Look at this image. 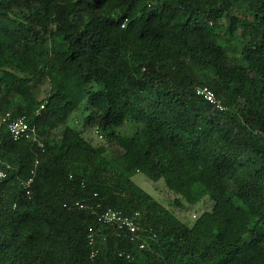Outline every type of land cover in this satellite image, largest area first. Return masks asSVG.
<instances>
[{"label": "trees", "instance_id": "trees-1", "mask_svg": "<svg viewBox=\"0 0 264 264\" xmlns=\"http://www.w3.org/2000/svg\"><path fill=\"white\" fill-rule=\"evenodd\" d=\"M5 112L43 146L0 124V264H264V0H0Z\"/></svg>", "mask_w": 264, "mask_h": 264}, {"label": "built area", "instance_id": "built-area-1", "mask_svg": "<svg viewBox=\"0 0 264 264\" xmlns=\"http://www.w3.org/2000/svg\"><path fill=\"white\" fill-rule=\"evenodd\" d=\"M126 23V19L122 22L121 26L124 27ZM197 94L204 97L207 101L211 103H216L217 106L220 109H223V107L217 103V100L215 98V95L213 91L207 87L202 86L198 87L196 89ZM46 101H42L35 109V114L39 115L42 111V109L45 106ZM5 123L7 131L14 141L19 140H28L34 143L38 147L43 146V142L40 139L37 129L34 125H31L28 123L26 117L24 115L12 117L10 112H5L3 115H0V124ZM99 137L100 134L98 135ZM0 164L5 166L6 168H9L10 165L0 159ZM4 168H0V178H3L6 176V171ZM32 180V177L27 179L23 182V186L26 188V193L28 194L29 191L27 190L30 182ZM81 206V205H80ZM195 217V215H192ZM98 219L105 224H114L116 225L117 229L119 231H125L130 234L131 238H134L136 236L137 231L140 229L139 222L137 221V213H134V215H126L123 214L121 211L113 209V208H107L102 210L99 215ZM89 240L92 241L91 235H89ZM142 247L143 244H140ZM95 254V251L91 252V255L93 256Z\"/></svg>", "mask_w": 264, "mask_h": 264}, {"label": "rangeland", "instance_id": "rangeland-1", "mask_svg": "<svg viewBox=\"0 0 264 264\" xmlns=\"http://www.w3.org/2000/svg\"><path fill=\"white\" fill-rule=\"evenodd\" d=\"M82 111H77L73 113L69 119V123L72 126L80 128L82 120ZM84 135L87 137H91L95 139L94 132H91L89 129H83ZM133 181L139 185L143 190L151 194L154 198L161 201L165 205H169L171 200L173 199V195H171L166 188L164 187L163 181H151L147 179L143 174L136 173L133 175ZM211 206V202L207 199H201L198 203L193 206H187L186 208H177L173 207V211L185 222H190L194 218L192 215L197 216L201 213L202 210L208 209Z\"/></svg>", "mask_w": 264, "mask_h": 264}]
</instances>
